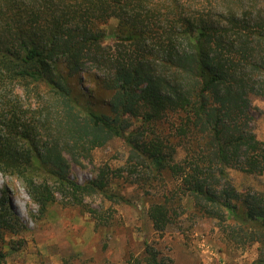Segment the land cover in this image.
<instances>
[{
    "label": "trees",
    "instance_id": "obj_1",
    "mask_svg": "<svg viewBox=\"0 0 264 264\" xmlns=\"http://www.w3.org/2000/svg\"><path fill=\"white\" fill-rule=\"evenodd\" d=\"M86 71L103 102L81 88ZM254 94L264 96V0H0V172L40 212L59 195L75 204L105 194L106 175L81 185L70 162L120 139L139 182L172 179L149 205L155 230L187 199L230 243H257L254 264H264V191L237 190L228 172L264 174V141L249 127ZM18 223L0 199V240ZM145 253L128 264H163Z\"/></svg>",
    "mask_w": 264,
    "mask_h": 264
},
{
    "label": "rangeland",
    "instance_id": "obj_2",
    "mask_svg": "<svg viewBox=\"0 0 264 264\" xmlns=\"http://www.w3.org/2000/svg\"><path fill=\"white\" fill-rule=\"evenodd\" d=\"M117 23L111 19L102 25L106 44L113 43ZM81 88L86 94L98 91V101L108 95L93 72H84ZM250 100L249 127L264 141V96L250 95ZM133 122L134 127L141 124V120ZM157 126L162 134L167 133L165 118ZM127 150L122 140L114 139L79 163L70 158L71 179L83 185L106 175L107 192L85 194L75 204H66L69 201L59 195L43 212L19 179L0 172V199L19 217L18 231H7L0 240L5 253L0 264H128L130 257L142 259L147 246L163 264H254L259 256L257 243L244 247L230 243L215 219L197 215L187 199L185 211L164 231L155 230L148 208L167 191L165 185L172 186V179L165 175L163 180L143 185L128 172ZM176 157H183L180 148ZM228 172L237 190L264 191V174L235 168Z\"/></svg>",
    "mask_w": 264,
    "mask_h": 264
}]
</instances>
